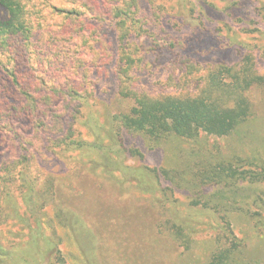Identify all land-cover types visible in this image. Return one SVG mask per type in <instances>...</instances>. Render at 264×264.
Here are the masks:
<instances>
[{
  "label": "rangeland",
  "instance_id": "1",
  "mask_svg": "<svg viewBox=\"0 0 264 264\" xmlns=\"http://www.w3.org/2000/svg\"><path fill=\"white\" fill-rule=\"evenodd\" d=\"M136 4L134 19L151 37L133 35L122 42L121 32L101 13V20L93 19L100 7L91 5L93 12L76 22L88 33L85 46H68L67 58L46 55L38 46L29 58L30 79L48 82L71 74L86 80L88 92L77 120L60 108L55 114L62 117L52 119L50 130L30 127L25 118L17 124L32 144V176L52 181V201L40 210L43 232L56 238L65 264H207L231 243L237 250L229 264H264V86L250 90L251 117L224 138L204 133L192 139L151 137L126 130L116 119L129 108L116 77L124 54L132 62V90L151 98L205 95L218 69L263 77L264 0ZM200 29L219 39L188 44ZM174 41L181 42L176 55L162 51L164 42ZM75 60H80L76 67ZM54 119L83 146L66 149ZM8 143L9 148L0 135V170L20 155ZM19 191L26 189L10 192L26 215L0 217V236L23 244L37 233L38 206L28 213Z\"/></svg>",
  "mask_w": 264,
  "mask_h": 264
},
{
  "label": "trees",
  "instance_id": "2",
  "mask_svg": "<svg viewBox=\"0 0 264 264\" xmlns=\"http://www.w3.org/2000/svg\"><path fill=\"white\" fill-rule=\"evenodd\" d=\"M136 2L137 0H113V3L104 0H0V59L11 62V67H8L7 63L0 60V135L8 148L9 141L14 152L20 150V155L17 160L14 159L12 166L6 164L0 170L3 172L0 178L3 183L0 186V217L14 220V217L18 219L23 213L26 215L25 211L22 214L19 211L17 197L10 192L12 187L17 190L19 186L26 189L25 193H19L28 213L34 212L35 204L38 206L36 235L30 236L23 244L8 242L0 236V264H65L57 248L56 238L53 235L47 236L41 225L42 205L52 201V181L32 176V144L26 138L28 136L20 134L17 124L25 118L30 127L41 131L47 128L50 130L55 126L52 119L62 117L61 114H55L60 108L64 116L70 112L73 119L77 120V110L87 107L88 92L86 86H83L86 80L72 79L71 74L62 76L61 79L60 76L52 77L48 82L43 77L30 79L26 75V67L31 61L29 58L35 55L38 46L43 48L46 55L63 54L66 58L68 46H85L88 33L78 28L76 22L93 12L91 5L100 7L96 9L97 14L93 19L101 20L98 14L101 13L104 22L121 32L122 42L133 35L139 37L147 34V37H151L139 26V19H134ZM128 21L131 23L127 24ZM191 35L187 40L188 44L198 43V40L204 38L219 37L201 29L194 30ZM166 44L164 42L162 51L172 56L181 47V42ZM81 56L82 54L77 57ZM119 59L116 63L119 96L129 103V108L116 116V119L126 130L151 137L160 138L173 134L192 139L200 133L217 138L230 136L252 115L250 90L264 86V76L218 69L210 75L208 93L205 95L192 99L172 96L151 98L132 90V62L129 55L124 54ZM80 60L73 61V66L80 64ZM50 64L48 59L49 67ZM38 66L41 67L42 63ZM89 66L83 68V71L86 72ZM211 94L215 97L212 98ZM58 101L61 105L57 104ZM73 104L76 107L73 108ZM54 120L58 122L57 119ZM89 120L94 121L93 118ZM89 120L86 122H90ZM56 125H59L60 131L63 130L59 137L66 149L70 146L75 149L83 146L80 141L70 140L71 134L69 135V130L63 129L62 122L59 121ZM236 250L235 243L227 248L220 247L207 264H229Z\"/></svg>",
  "mask_w": 264,
  "mask_h": 264
}]
</instances>
